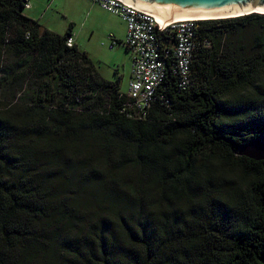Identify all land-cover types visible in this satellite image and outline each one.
I'll return each mask as SVG.
<instances>
[{"label":"trees","instance_id":"1","mask_svg":"<svg viewBox=\"0 0 264 264\" xmlns=\"http://www.w3.org/2000/svg\"><path fill=\"white\" fill-rule=\"evenodd\" d=\"M0 0V264H264V14L197 22L192 85L146 116ZM171 50L169 33L159 36Z\"/></svg>","mask_w":264,"mask_h":264},{"label":"built area","instance_id":"2","mask_svg":"<svg viewBox=\"0 0 264 264\" xmlns=\"http://www.w3.org/2000/svg\"><path fill=\"white\" fill-rule=\"evenodd\" d=\"M89 1L99 4L127 24L124 46L131 54L133 63L126 95L131 100L129 107L132 114L144 117L157 98L163 99L160 89L164 88L169 57L174 58L170 69L178 80L179 90L186 91L192 85V66L197 49L195 34L199 21L179 20L166 24L160 30V21L156 16L120 0ZM163 33H169L174 40L171 50L164 51L160 46L159 36ZM73 43V39L68 42L69 45ZM114 45L116 42H113L112 47Z\"/></svg>","mask_w":264,"mask_h":264},{"label":"crops","instance_id":"3","mask_svg":"<svg viewBox=\"0 0 264 264\" xmlns=\"http://www.w3.org/2000/svg\"><path fill=\"white\" fill-rule=\"evenodd\" d=\"M25 15L45 30L71 34L74 44L90 56L98 70L100 64L109 66L114 60V48L126 49L124 20L89 0H28Z\"/></svg>","mask_w":264,"mask_h":264},{"label":"water","instance_id":"4","mask_svg":"<svg viewBox=\"0 0 264 264\" xmlns=\"http://www.w3.org/2000/svg\"><path fill=\"white\" fill-rule=\"evenodd\" d=\"M160 20V30L179 20L218 18L264 14V0H120ZM223 17V18H220ZM234 18V17H233ZM217 20V19H211ZM238 154L263 162L264 140L256 139L243 145Z\"/></svg>","mask_w":264,"mask_h":264},{"label":"rangeland","instance_id":"5","mask_svg":"<svg viewBox=\"0 0 264 264\" xmlns=\"http://www.w3.org/2000/svg\"><path fill=\"white\" fill-rule=\"evenodd\" d=\"M114 60L108 66L107 63L100 64L99 70L102 77L110 82H119L121 92L128 94L129 81L132 72V58L124 47L114 48Z\"/></svg>","mask_w":264,"mask_h":264},{"label":"bare ground","instance_id":"6","mask_svg":"<svg viewBox=\"0 0 264 264\" xmlns=\"http://www.w3.org/2000/svg\"><path fill=\"white\" fill-rule=\"evenodd\" d=\"M242 16V15H241ZM245 16V15H243ZM236 18V16H229V18ZM238 17V16H237ZM158 18V17H157ZM220 18H223V17H220ZM211 19H218V18H204V19H188V20H194V21H204V20H211ZM159 20V18H158ZM160 21V20H159Z\"/></svg>","mask_w":264,"mask_h":264}]
</instances>
